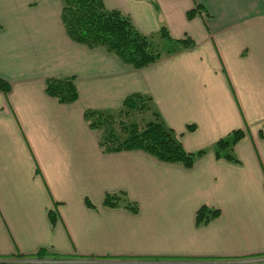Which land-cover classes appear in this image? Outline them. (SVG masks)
Returning <instances> with one entry per match:
<instances>
[{
    "label": "crops",
    "instance_id": "0c3cea01",
    "mask_svg": "<svg viewBox=\"0 0 264 264\" xmlns=\"http://www.w3.org/2000/svg\"><path fill=\"white\" fill-rule=\"evenodd\" d=\"M104 3L158 43L164 28L195 46L136 69L72 40L61 0H0V76L11 83L0 88V261L41 248L264 260V0ZM53 76H75L79 98L49 95ZM135 93L186 150H205L191 167L140 149L102 150L85 110L116 112ZM235 129L245 131L238 160L217 156L216 142ZM109 192H125L138 210L105 205ZM204 205L219 214L198 223Z\"/></svg>",
    "mask_w": 264,
    "mask_h": 264
},
{
    "label": "trees",
    "instance_id": "16d2710c",
    "mask_svg": "<svg viewBox=\"0 0 264 264\" xmlns=\"http://www.w3.org/2000/svg\"><path fill=\"white\" fill-rule=\"evenodd\" d=\"M61 1L62 23L67 35L72 40L90 48L103 47L133 68L145 67L165 55L195 46V41L190 36L172 38L168 31L163 28L162 37L168 41L169 45L165 51H161L158 47L160 44L155 42L151 35L141 32L133 24L131 18L119 9L108 8L104 0ZM194 14V10L188 12L189 17ZM46 82V92L62 103H72L79 98L75 76H53L49 77ZM0 88L5 93H8L11 89V83L0 76ZM148 99L143 94L135 93L128 96L124 100L122 108L116 112L91 108L85 110L84 115L89 125L93 129L101 131L99 145L102 150L117 152L140 149L159 160L179 162L186 167H191L195 159L204 153L205 150H186L175 129L167 126L160 119L157 112H154L155 118L147 122L126 121L129 111L143 109ZM190 127H193V125H189ZM244 133L243 129H235L228 136L220 138L215 145L216 155H223L228 159L237 161L238 159L235 157L233 149ZM104 203L108 206H117L122 203L133 211L138 210V204L131 201L125 192L107 193ZM218 214V209L204 205L198 209L196 220L198 223H205ZM50 217L53 222L56 221L54 212H50ZM48 255L64 260L54 261L50 264H80L68 261L70 258H83L86 260L137 259L145 261L139 264H264V260L255 263H223L217 261V259H193L171 256H141L138 258H129L127 256H66L50 252L45 248H41L35 254L18 253L14 257L28 259L30 257L39 258ZM0 264L17 263L0 261Z\"/></svg>",
    "mask_w": 264,
    "mask_h": 264
},
{
    "label": "rangeland",
    "instance_id": "374dc122",
    "mask_svg": "<svg viewBox=\"0 0 264 264\" xmlns=\"http://www.w3.org/2000/svg\"><path fill=\"white\" fill-rule=\"evenodd\" d=\"M155 42H159V41H155ZM160 46H158L161 51H165V49H167L169 43L168 41L164 40L163 42L159 43ZM139 102V101H138ZM143 105V104H142ZM155 112V111H154ZM154 112L150 106V104L148 102H146V104H144V108L141 110H130L128 115H127V120L126 121H135V122H147L149 120H152L155 118ZM124 118V116H122ZM101 132V131H100ZM42 258V259H41ZM1 260V259H0ZM3 261L7 262V263H17V264H50L51 262L54 261H58L60 260V258H55L54 256H44V257H30L28 259H20V258H16V257H11V258H3ZM60 261H64V260H60ZM68 261L72 262V263H80V264H84V263H88V264H113V263H128V264H139V263H144L145 261H140L137 259H126V260H86L83 258H70L68 259ZM259 261H262L259 260ZM149 262V261H147Z\"/></svg>",
    "mask_w": 264,
    "mask_h": 264
}]
</instances>
